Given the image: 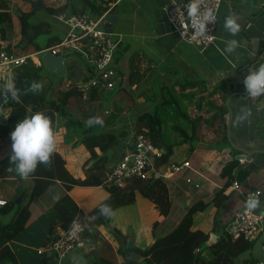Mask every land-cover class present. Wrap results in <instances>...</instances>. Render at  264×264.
Returning <instances> with one entry per match:
<instances>
[{"label": "crops", "instance_id": "crops-1", "mask_svg": "<svg viewBox=\"0 0 264 264\" xmlns=\"http://www.w3.org/2000/svg\"><path fill=\"white\" fill-rule=\"evenodd\" d=\"M9 1L13 29L5 39L14 49L21 45L20 50H25L21 44L24 35L21 34L19 18L23 13H30L31 21L32 15L37 13L32 10V3L36 0ZM106 1L102 0V6H105ZM165 1H108L107 7L114 9L117 15V24L112 34L117 42L114 61L119 76L115 80L114 89H99L93 100H87L92 71L80 61L81 58L77 61L71 55L68 61L65 60L66 76L58 77L44 70L52 75L49 79L57 80L54 96L59 92L67 93L69 86L73 84L83 89V97L80 100L74 95L69 98V116L62 111L55 113L56 148L50 160L42 163L53 175L54 183L39 196L35 194L36 189H41L46 179L38 175L21 177L14 169L10 170L11 140L10 136L0 130V199L6 201L4 206H0V226L13 223L14 231L8 235L5 246L15 253L17 264H36V257L26 254L23 249L37 250L40 253L44 248L37 249L28 245L30 234L27 235L24 231L61 196L67 194L84 214H88L109 196L108 189L103 185H72L67 188L70 184L69 177L76 180L86 178L85 164L89 162L90 152L83 143L78 142L93 135L129 131L128 138L123 139L118 147L111 149L106 155L101 154L98 148L95 149L98 159L95 163L90 161L87 169H101L105 162L107 174L122 155L130 151V146L134 149L135 120L152 106L158 122L157 137L165 148H171L169 163L160 167L158 173L171 201L168 215L160 214L156 205L139 191L138 180L133 179L125 188L134 189L135 202L116 208L107 224L99 227L102 241L97 246L89 245L88 251L79 250L78 253L85 257L86 263V256L94 252L91 256L99 263L123 264L118 253L121 244L131 241L145 250L152 246L156 238L173 231L182 218L192 212L193 223L180 248L181 254L192 249L211 264H252L264 258L259 241L241 245L230 242L225 235V227L233 213L244 207L246 191H263L258 208L264 212V95L237 96L233 93L243 83L247 71L253 68L248 63L255 58L256 51L264 43V0H223L218 13L215 43L204 49L179 37L165 15ZM70 3L71 0H43L45 8L38 11L32 24L46 23L51 17L54 19V15L45 10L47 7L58 9ZM63 13L73 14L70 9ZM228 18H233L240 25L236 33L225 27ZM47 24L56 40L66 35L67 27L64 24L55 19ZM4 28L5 24H1L0 29ZM232 41L235 44L228 51ZM133 54L143 55L150 60L152 70L142 85L131 88V95H123L118 91L120 73L125 71L128 59ZM147 60L143 61L142 69L147 67ZM259 61L264 64V58L259 57L257 62ZM67 64L74 68L77 78L87 79L88 82L72 83L67 78ZM10 77L11 74L6 76L5 89L11 87ZM185 79L203 80L208 91H217L210 99L211 105L203 103L201 111L189 107V117L180 112L168 89L172 82ZM156 85L161 89L155 103L147 104L142 97L137 96L144 86ZM230 94L234 95L230 102L231 114L227 108V97ZM235 100L239 102L236 104ZM234 105L238 114L244 112V119L235 118ZM5 109L7 115V108ZM214 114L215 119L212 118ZM112 115L115 119L108 124L107 120ZM90 116H94L93 119ZM196 117L201 119L194 128L191 119ZM226 128L227 137H224ZM193 139L196 142L192 143ZM233 145L238 149L232 150ZM55 153L62 160L59 170L55 166ZM242 154L247 157L252 154V160L247 161V157L244 161L237 160ZM234 160L238 161V165L228 173L227 166ZM183 162H189L191 169L172 176L165 175L166 166ZM246 172L245 182L242 183L239 175ZM233 180L238 181L240 190L233 188ZM21 194H24L23 200L20 205H16L15 201ZM155 223L157 225L154 227ZM116 230L121 234L116 233ZM130 258L137 262L143 260L134 253L130 254ZM52 261L49 260V264ZM74 262L79 263L69 256L67 263Z\"/></svg>", "mask_w": 264, "mask_h": 264}, {"label": "trees", "instance_id": "trees-1", "mask_svg": "<svg viewBox=\"0 0 264 264\" xmlns=\"http://www.w3.org/2000/svg\"><path fill=\"white\" fill-rule=\"evenodd\" d=\"M108 1L109 0L105 2V6H102V0H71L70 4H64L58 9L47 7L45 10L52 15L63 13L67 9H70L71 13L73 14H84L86 11H88L92 15H99L108 8ZM112 12H114V9ZM30 17V13L22 14V16L19 18L20 30L22 35L27 36L29 45H33L35 50L38 51L48 48L54 43L60 41L52 37L45 42V46L36 44L34 42L35 37H37L40 33H50V30L47 23H40L38 25L31 24ZM1 24H5V28L0 29V31L6 38L8 33L13 29L9 0H0V25ZM21 44L23 45V48H25L23 40ZM259 57L264 58V43L259 46V49L256 51L255 58H253L248 63V66H253L252 70L256 69L262 64V61L257 62ZM144 60H147L145 56L139 54H133L128 59L125 71L120 73L121 82L118 88L119 93L131 95L132 87H139L145 82L149 72L152 70V63L150 60H147V67L142 69L141 67ZM80 61H82L84 65L88 67L82 58ZM67 70V78L72 83L81 81V84H83L88 82L87 79L77 78L76 72L70 64H67ZM42 71V66H36L34 63H32V61H28L20 67L13 69L11 72L10 85L11 88L16 90V95H11V93L8 92V89L4 88L7 95V101L5 104V108H7V123H0V130H2L7 136H10V132L20 120H22L25 116H30L37 111L43 112L49 116L54 127L55 113L62 111V113L66 116L70 115L67 109L69 98L74 95L77 100H80L83 97V89L80 88L79 85L73 84L69 86L67 93L63 94L62 92H59L57 96H54V87L57 80L42 76ZM246 75L247 73L245 76ZM34 85L38 87L34 88ZM90 88L91 89H89L87 93L89 95L87 100L89 101L96 97L98 90L100 89L99 87ZM160 89L161 87L157 85L147 87L144 86L140 92H138L137 96L142 97L145 103L152 104L156 102ZM168 89L172 98L177 103L180 112L186 117H189V107L192 106L196 111L199 112L203 109V103H205L207 106L211 105L210 99L217 93L216 90L213 92L208 91L203 80L191 81L185 79L174 81L169 85ZM233 93H235L237 96H250L246 93L243 83L237 86ZM215 117L216 114L212 116L213 119H215ZM114 119V115L110 116L107 120V123L109 124L113 122ZM200 119V117L191 119L194 124V128H196L197 124L200 122ZM133 128L135 135L146 131L153 145L162 150L161 156L155 159L153 162L154 167L160 168L167 165L171 156V148H165L157 137L158 122L156 120L155 108L153 106L149 110L137 116ZM128 136L129 131H121L119 133L93 135L79 141L78 144L83 143L90 152V158L88 160L89 162L85 164L86 178L83 180H76L72 177H69L70 182H67L70 184L67 185V188H70L72 185L102 186L106 178L104 167L105 162L102 163L101 169L97 167L87 169L90 161L95 163L98 159L95 149L98 148L101 154L106 155L108 151L118 147L121 144V141L123 139H127ZM134 137L133 142L135 141ZM224 137H227V128ZM194 142H196V139H193L192 143ZM236 148V146H232V150L235 151ZM129 149L134 150L132 146H130ZM54 157L56 169L59 170L60 165H62L61 157L57 153H55ZM237 165L238 161L234 160L227 166V172L230 173ZM34 175H38L41 178L46 179L44 186L40 187L41 189H36L35 194L39 196L42 192L46 191L53 185L54 177L42 165V163L38 164L36 169L27 176ZM246 175L247 172L245 174H240L239 181L242 183L245 182ZM137 180L139 183L138 189L141 194L156 205L161 215L167 216L170 211L171 201L168 190L163 183L162 178L156 177V173H153L152 176L147 179L137 178ZM108 191L110 193L109 196L95 208H93L88 214L81 212L75 202L67 194L61 196L53 203L48 211L43 213L36 222H34L24 231L25 234H30V241L28 242V245H31L37 249L40 247L47 248L57 239L59 229L66 231L70 229L75 222H78L85 224L84 236L89 240V245L97 246V244L102 241L99 227L107 224L112 212L116 208L128 206L135 202L134 189L111 188L108 189ZM105 206L109 211L107 213H102L101 209ZM192 223L193 213L188 212L173 231L163 237L156 238L152 246L145 250L137 247L134 242L131 243V241H126L118 248V253L122 257L123 264H211L208 262V260L202 257L200 253L195 254L192 249H189L183 254L180 253V248L190 233ZM156 225L157 223L154 224V227ZM13 231V223L0 226V264H17L15 253L5 246L6 242L8 241V235H10ZM116 233L121 234L117 230ZM227 239L232 242L229 238ZM233 243H238L241 245L249 244L244 241ZM23 251L30 256H35L37 260L36 264H49V260L52 259L48 252L38 253L37 250L28 249H23ZM131 253L142 257L143 260L141 262L132 260L130 258ZM92 254H94V252H90L86 256L88 258V262L86 264H105L99 263L94 258V256H91ZM74 264L80 263L74 262ZM242 264L249 263L243 262Z\"/></svg>", "mask_w": 264, "mask_h": 264}, {"label": "built area", "instance_id": "built-area-1", "mask_svg": "<svg viewBox=\"0 0 264 264\" xmlns=\"http://www.w3.org/2000/svg\"><path fill=\"white\" fill-rule=\"evenodd\" d=\"M159 1V0H155ZM223 0H166L163 6L167 19L173 24L179 37L189 44L199 48L214 45L218 26V13ZM192 4L198 7V14L190 16L188 9ZM211 13V19L206 22V30L200 33L197 28L198 20L203 15ZM112 8H107L99 15L90 13L54 15V19L67 27L66 35L51 47L35 50L32 53L16 51L6 41L0 31V97L5 94L6 76L13 69L20 67L28 61L41 66L40 55L45 51L53 54L74 53L82 58L92 71V78L88 82L90 87H99L102 90L115 88V80L119 76L118 67L114 61L117 48L113 34L105 28ZM134 150L124 154L117 163L107 171L103 186L107 189H123L133 179H147L153 173L158 174L160 168L154 167V160L159 158L162 150L155 147L146 131L135 135ZM244 161L247 157L242 154ZM163 167V166H162ZM161 167V168H162ZM191 169L189 162L171 164L166 166V176H172ZM240 184L233 180V188L240 190ZM263 196L260 189L248 190L244 193V207L236 210L225 227V235L232 242L244 241L252 243L259 241L264 256V212L256 206L248 210L247 202L255 198L257 201ZM6 201L0 199V206ZM85 224L75 222L70 229H59L57 239L40 253L48 252L52 257L51 264H69L67 259L73 251H88L89 240L85 238ZM255 264H264V258Z\"/></svg>", "mask_w": 264, "mask_h": 264}, {"label": "clouds", "instance_id": "clouds-1", "mask_svg": "<svg viewBox=\"0 0 264 264\" xmlns=\"http://www.w3.org/2000/svg\"><path fill=\"white\" fill-rule=\"evenodd\" d=\"M190 16L198 14V7L192 4L188 9ZM211 13L203 15V19L198 20L197 28L200 33L206 30V22L211 19ZM225 27L232 33H236L240 25L233 19L228 18L225 21ZM232 41L228 51L232 50ZM243 85L246 93L256 97L264 95V64L259 65L252 71H247L243 79ZM34 88L38 86L34 85ZM8 92L16 95V90L9 87ZM7 117V115H6ZM11 155L9 157L11 169L19 173L21 177H26L32 173L38 164L47 163L56 148V133L51 118L45 113L37 111L30 116H25L20 120L14 129L10 132ZM258 201L255 198L247 202L246 208L251 210L257 206ZM108 208L102 207L101 212L107 213Z\"/></svg>", "mask_w": 264, "mask_h": 264}, {"label": "water", "instance_id": "water-1", "mask_svg": "<svg viewBox=\"0 0 264 264\" xmlns=\"http://www.w3.org/2000/svg\"><path fill=\"white\" fill-rule=\"evenodd\" d=\"M69 2H70V0H69ZM44 8H45V6L43 4V0H36L35 2L32 3V10L34 12L44 10ZM116 24H117V15L115 12H113L108 16L105 28L107 29L108 32L112 33ZM23 41H24L25 46L29 45V43L27 41V36H25V35L23 36ZM40 60L42 63V67L47 72L54 73L58 77L66 76L67 72H66V66H65V60H66L65 55L53 54L51 51H45L40 55ZM233 97H234L233 94H230L227 97V108H228V111L230 114H231L230 102H231ZM6 101H7V96L5 94H3L0 97V123H3V124L7 123L6 109L3 108V105L5 104ZM90 117L93 119L94 116H90ZM122 157H124V155H122ZM242 158H243V156H240V157H237L236 159L241 160ZM251 160H252V154H249L247 157V161H251ZM156 177H159V175L156 174ZM23 197H24V194H21L16 199L15 204L20 205L22 200H23ZM258 203H259V201H258ZM258 203H257V206H258ZM70 256L75 261L82 263V264H86L85 257L81 256L78 253V251H73Z\"/></svg>", "mask_w": 264, "mask_h": 264}, {"label": "rangeland", "instance_id": "rangeland-1", "mask_svg": "<svg viewBox=\"0 0 264 264\" xmlns=\"http://www.w3.org/2000/svg\"><path fill=\"white\" fill-rule=\"evenodd\" d=\"M24 1H25V0H23V2H24ZM14 10H15V9H14ZM37 13H38V12H37ZM37 13L32 15V19L36 18ZM15 16H16V18H18L17 15H15ZM32 19H31V24H32ZM50 21H53V22H54V19L51 17L50 19H48V22H50ZM48 22H46V23H48ZM52 37H54V34H53V33H40L37 37H35L34 42H35L36 44H39L40 46H45V42H46L47 40L51 39ZM20 49H22V46H21V45L18 46V48H16L15 50L18 51V52H21ZM34 51H35V48H34L33 45H29V46H26V47H25V52L32 53V52H34ZM70 55L72 56V58H73L74 60H77V61H78L79 58H80L78 55H76V54H74V53H65V56H66L67 61L71 58ZM250 71H252V69H250ZM41 75H42V76H46V77H48V78H52V75H50L49 73L45 72L44 69H43V71L41 72ZM131 93H132V92H131ZM115 94H116V93H115ZM115 94H114V95H115ZM121 94H123V93H121ZM123 95H125V94H123ZM238 102H239V100H235L234 103L237 104ZM235 106H236V105H234V107H233V111H234V114H235V118H237V120H239V119H244V112L242 111V112H240V113L238 114V112H237V110H236L237 107H235ZM235 120H236V119H235ZM240 121H241V120H240ZM108 127H109V126H108Z\"/></svg>", "mask_w": 264, "mask_h": 264}]
</instances>
